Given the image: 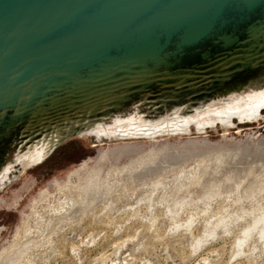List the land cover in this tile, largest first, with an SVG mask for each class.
<instances>
[{
	"label": "rangeland",
	"instance_id": "374dc122",
	"mask_svg": "<svg viewBox=\"0 0 264 264\" xmlns=\"http://www.w3.org/2000/svg\"><path fill=\"white\" fill-rule=\"evenodd\" d=\"M259 113L147 137L77 136L16 165L0 189V264H264ZM59 204L73 214L42 227Z\"/></svg>",
	"mask_w": 264,
	"mask_h": 264
},
{
	"label": "water",
	"instance_id": "95a60500",
	"mask_svg": "<svg viewBox=\"0 0 264 264\" xmlns=\"http://www.w3.org/2000/svg\"><path fill=\"white\" fill-rule=\"evenodd\" d=\"M263 85L264 0H0V167L134 104L159 117Z\"/></svg>",
	"mask_w": 264,
	"mask_h": 264
},
{
	"label": "bare ground",
	"instance_id": "6f19581e",
	"mask_svg": "<svg viewBox=\"0 0 264 264\" xmlns=\"http://www.w3.org/2000/svg\"><path fill=\"white\" fill-rule=\"evenodd\" d=\"M140 107L141 105L134 104L124 113L102 118L80 131L79 136L94 133L97 138H101L102 136L147 137L154 136L156 133L166 132V130L172 132L187 131L190 130L191 124L197 130L204 129L208 125L212 126L216 122H219L221 125H230L232 124V116H237L239 120L257 119L260 115V108L264 107V85L258 89H245L238 93H229L221 97L216 103L207 106H200L191 110L186 107H177L171 113H165L159 117L146 115V113L141 111ZM57 139L58 135L54 133L49 136L43 135L26 145L22 142L10 152V159L6 158L4 165L0 169L12 168L18 165L23 170L40 163L54 147ZM59 205V209L57 207L53 208V215L47 221L41 222L42 227H54L60 220L73 214L74 204ZM53 222L54 225L52 226ZM25 232H28V229H25ZM13 248L14 246L10 251ZM70 248L72 250L75 249L74 246ZM30 260L27 258L18 262V264H30Z\"/></svg>",
	"mask_w": 264,
	"mask_h": 264
},
{
	"label": "flooded vegetation",
	"instance_id": "af4514ba",
	"mask_svg": "<svg viewBox=\"0 0 264 264\" xmlns=\"http://www.w3.org/2000/svg\"><path fill=\"white\" fill-rule=\"evenodd\" d=\"M14 169H15V166H13L12 168L7 167L4 169H0V189L3 188L5 186V184L10 181V179H11L10 174L14 171ZM24 170L25 169H23L22 172ZM15 202H17V196H15L13 198L12 203H15ZM12 203H10V204H12Z\"/></svg>",
	"mask_w": 264,
	"mask_h": 264
}]
</instances>
